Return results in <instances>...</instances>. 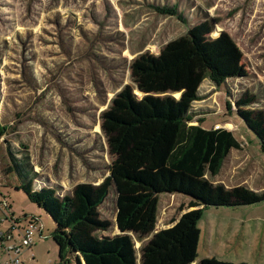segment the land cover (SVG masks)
<instances>
[{"label":"rangeland","instance_id":"374dc122","mask_svg":"<svg viewBox=\"0 0 264 264\" xmlns=\"http://www.w3.org/2000/svg\"><path fill=\"white\" fill-rule=\"evenodd\" d=\"M175 9L165 15L158 9ZM204 22L212 38L227 33L235 42L234 64L242 73L217 87L209 80L192 104L191 125L226 129L240 143L224 160L218 175L206 177L230 189L264 191V151L257 137L236 115L235 101L252 95L247 109L264 112V0H0V224L10 219L25 227L37 219L35 245L22 264H62L51 235L55 228L44 210L22 190L14 163L26 165L33 188H54L63 196L81 183L100 184L110 173L112 156L101 131V113L126 85L138 55L160 49ZM177 97V96H176ZM231 104V112L226 103ZM252 190V191H253ZM189 199L160 194L155 230L171 226ZM6 203V205H4ZM116 191L99 208L118 234ZM197 259L232 264H264V200L238 207L202 211ZM42 234H39V231ZM149 238V237H148ZM139 242L133 237L139 264ZM32 255V256H31ZM8 256L0 250V264ZM64 264H76L68 262Z\"/></svg>","mask_w":264,"mask_h":264},{"label":"trees","instance_id":"16d2710c","mask_svg":"<svg viewBox=\"0 0 264 264\" xmlns=\"http://www.w3.org/2000/svg\"><path fill=\"white\" fill-rule=\"evenodd\" d=\"M176 15L175 9H158ZM213 24L204 22L165 44L157 55L145 52L130 64L131 85L123 87L101 113V131L112 156L110 173L100 184H77L58 196L54 188H33L26 165L13 168L31 203L44 210L55 228L52 239L62 264L75 254L76 264H138L133 237L141 242L139 264H193L197 259L198 221L208 207H238L264 200V191L244 186L226 188L208 180L218 175L229 152L240 149L231 131L191 125L192 104L209 80L220 87L242 73L237 52L225 32L212 38ZM177 96V97H176ZM252 95L235 101L236 115L264 151V112L247 109ZM231 112V104L226 103ZM7 128L0 126V137ZM116 191L118 234L99 236L111 226L99 208ZM189 199L186 211L171 226L156 231L160 194ZM31 220H37L31 217ZM198 264H232L204 258Z\"/></svg>","mask_w":264,"mask_h":264},{"label":"built area","instance_id":"2783aa9c","mask_svg":"<svg viewBox=\"0 0 264 264\" xmlns=\"http://www.w3.org/2000/svg\"><path fill=\"white\" fill-rule=\"evenodd\" d=\"M5 221L7 220H0V224ZM36 222L37 220H31L30 217L27 225L20 227L18 221L10 219L8 227L4 230L0 229V250L7 254V264H22L21 255L24 251H30L34 246L33 235Z\"/></svg>","mask_w":264,"mask_h":264},{"label":"crops","instance_id":"0c3cea01","mask_svg":"<svg viewBox=\"0 0 264 264\" xmlns=\"http://www.w3.org/2000/svg\"><path fill=\"white\" fill-rule=\"evenodd\" d=\"M251 190H253V189H251ZM254 192H256V190H253ZM39 234H42V231L41 232H39ZM200 235H201V231H200ZM34 237V236H33ZM200 240V239H199ZM33 241H34V238H33ZM34 245H35V242H34ZM199 245V244H198ZM68 259H69V263L70 262H75V254H70L69 256H68ZM195 263V262H194ZM26 264V263H25Z\"/></svg>","mask_w":264,"mask_h":264},{"label":"water","instance_id":"95a60500","mask_svg":"<svg viewBox=\"0 0 264 264\" xmlns=\"http://www.w3.org/2000/svg\"><path fill=\"white\" fill-rule=\"evenodd\" d=\"M117 227V226H116ZM117 230H118V228H117Z\"/></svg>","mask_w":264,"mask_h":264}]
</instances>
